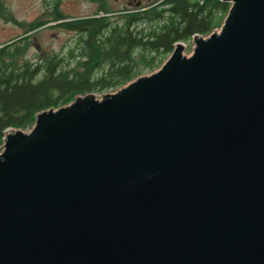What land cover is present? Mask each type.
Here are the masks:
<instances>
[{"label": "water", "instance_id": "obj_1", "mask_svg": "<svg viewBox=\"0 0 264 264\" xmlns=\"http://www.w3.org/2000/svg\"><path fill=\"white\" fill-rule=\"evenodd\" d=\"M155 72L6 132L0 264H264V0Z\"/></svg>", "mask_w": 264, "mask_h": 264}, {"label": "trees", "instance_id": "obj_2", "mask_svg": "<svg viewBox=\"0 0 264 264\" xmlns=\"http://www.w3.org/2000/svg\"><path fill=\"white\" fill-rule=\"evenodd\" d=\"M230 7L221 0H163L151 9L125 11L121 19H110L112 10L102 0L98 10L102 15L56 19L66 20L59 28L77 34L74 46L67 51L32 60L28 57L30 36L3 45L0 153L8 130L29 131L43 111L62 108L89 93L109 95L156 71L173 52L175 43L221 28ZM7 15L0 6V16ZM11 21L17 23L16 19ZM142 23L148 25L142 28ZM21 25L29 32L39 23Z\"/></svg>", "mask_w": 264, "mask_h": 264}, {"label": "rangeland", "instance_id": "obj_3", "mask_svg": "<svg viewBox=\"0 0 264 264\" xmlns=\"http://www.w3.org/2000/svg\"><path fill=\"white\" fill-rule=\"evenodd\" d=\"M141 1L143 2V6H141L140 8H144V7L148 8L153 3H155L156 6L161 5L163 0H153L152 2L149 0H141ZM104 2L108 3V5L112 10L110 13H108L110 15L109 16L110 19H121L120 17L126 15V14L123 15V12L136 9L133 8L134 6L129 7L128 0H104ZM0 3L2 4L3 8L5 7L9 8L14 18L17 20L16 23L11 21V19L8 20L5 19L4 16L3 17L0 16V47H2L3 45L10 43L13 40L19 39L22 35H24L25 27L22 26L21 24L32 22L35 20L34 18L39 14L38 6L40 5L41 2L40 0H0ZM61 3H62L61 8L65 11V13L69 15L70 19L92 17L94 15L103 14L98 12L100 5L99 0H63V1L61 0ZM147 25L148 24L146 23H142L140 26L144 28ZM215 30L219 31L220 28H217ZM203 36L205 37L207 35H203ZM76 39H77V34L74 31L65 30L61 28H49L44 31H40V32L38 31L32 34L31 48L28 57L32 60L35 58L36 60H38L40 57V52L45 53V55H41L43 57L51 54L53 55L57 53H62L63 50L67 51L70 47H73ZM192 40H193V36L188 41H181L185 46V50H184L185 55H190L193 52L194 43H195L193 41L195 40L193 41ZM38 47L40 48V50H38ZM171 54H169L166 57L165 62L168 60ZM151 73H147L146 75H149ZM89 94H93V93H89ZM95 95L97 96L96 97L97 99L101 100L105 97L106 94L102 93L100 95L97 94Z\"/></svg>", "mask_w": 264, "mask_h": 264}, {"label": "flooded vegetation", "instance_id": "obj_4", "mask_svg": "<svg viewBox=\"0 0 264 264\" xmlns=\"http://www.w3.org/2000/svg\"><path fill=\"white\" fill-rule=\"evenodd\" d=\"M101 1L102 0H99V2H101ZM128 1H129V7L134 6L133 8L137 9V10L134 9L131 11H127L129 13H135L136 11L151 9L152 7L156 6L155 3H153L148 8L147 7L140 8L141 6H143V2L141 0H128ZM149 1L152 2L153 0H149ZM40 2L41 3L38 6L39 14L34 18L35 20L32 21V22L36 21L37 23H39V26L36 29L31 30L29 32H27L26 28H24L25 33L20 38L30 36L31 41H32V34L38 32V31L39 32L44 31V30L49 29V28H59L58 25L61 22L70 19L69 15L67 13H65V11L61 8V6H62L61 0H40ZM0 6H2L1 3H0ZM99 7H100V5H99ZM4 9L6 11V15L7 14L9 15V16L7 15V18L5 17V19H15L13 14L9 10V8L5 7ZM56 19H66V20H56ZM76 19H79V18H76ZM32 22H28L25 24H29ZM43 22H46V23L43 24ZM195 35H199V34H195ZM174 46H175V44H174ZM30 48H31V44H30ZM38 50H40L39 47H38ZM40 55H45V53L40 52Z\"/></svg>", "mask_w": 264, "mask_h": 264}, {"label": "built area", "instance_id": "obj_5", "mask_svg": "<svg viewBox=\"0 0 264 264\" xmlns=\"http://www.w3.org/2000/svg\"><path fill=\"white\" fill-rule=\"evenodd\" d=\"M196 36H198V35H194V36H193V40H195L194 38H196ZM199 36H200V35H199ZM200 37H201V36H200ZM193 40H192V41H193ZM193 42H195V41H193ZM194 46H195V43H194Z\"/></svg>", "mask_w": 264, "mask_h": 264}]
</instances>
